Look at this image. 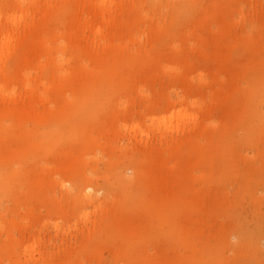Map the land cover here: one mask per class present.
Segmentation results:
<instances>
[{
  "label": "rangeland",
  "instance_id": "obj_1",
  "mask_svg": "<svg viewBox=\"0 0 264 264\" xmlns=\"http://www.w3.org/2000/svg\"><path fill=\"white\" fill-rule=\"evenodd\" d=\"M17 1L0 0L1 24ZM51 1L0 61L25 110L22 77L65 75L36 105L47 138L0 110V264H264V0H210L222 19L202 0L125 2L104 28L123 51L96 45L91 0ZM179 96L197 118L159 123ZM160 139L167 194L148 171Z\"/></svg>",
  "mask_w": 264,
  "mask_h": 264
},
{
  "label": "bare ground",
  "instance_id": "obj_2",
  "mask_svg": "<svg viewBox=\"0 0 264 264\" xmlns=\"http://www.w3.org/2000/svg\"><path fill=\"white\" fill-rule=\"evenodd\" d=\"M82 2L81 0H76V2ZM192 2H198L199 0H190ZM212 1V0H211ZM210 0H202V2L207 3L208 5H211V14H215L217 17L220 19L223 18V15L220 12L219 9L215 8L217 7L215 2L211 3ZM44 2V4H43ZM51 0H18L16 2L15 8L12 7L11 10H8L6 12V20L4 24L0 23V34L3 33V35L7 32L8 34L5 36V38L0 42V61L2 60L3 56H5V52L9 51L11 47L15 46L21 38H23V33L26 32L24 31L30 24V19H34L35 17L37 18L39 14L42 13L43 10L46 11V5L51 3ZM90 2H93L92 4L95 7V15H99L101 17V21L97 23V25L93 26V33H94V39L97 41L96 45H98L100 42H105L106 43V32L104 31V28L107 29L109 26L115 25L117 22L118 18L121 16L122 13V6L123 3L125 2H131L134 3L135 0H91ZM2 17V12L0 10V18ZM207 17V16H205ZM205 17H202L204 20ZM88 25H93L94 21H91L88 19L86 21ZM24 29L22 30V28ZM108 33V38H109V44H105L102 46L101 49L103 50H110V49H119L120 51H123L125 49H128L125 47L123 44H116L115 39L111 37V32ZM111 37V38H110ZM110 48V49H108ZM7 50V51H6ZM97 51V50H95ZM87 60L92 61L95 60L97 62L100 61V58L95 55L92 51L88 50L87 55H86ZM224 58V54H223ZM62 59V58H61ZM140 54L138 53L137 55H132L131 57V62L138 63L140 60ZM4 62V61H3ZM2 62V63H3ZM96 62V63H97ZM162 62V61H161ZM1 63V64H2ZM0 64V101L5 103V105H8L6 108L2 109V106L0 105V110H2L6 115L9 113L13 116V119L18 122L20 118H25L26 119V124L27 121H31L35 126L41 125V131H43V137L50 136L51 133H49L48 130H45L47 127L49 129V126H47L48 120H51V110L50 108H47L45 112L39 111L38 107L36 105L43 103L44 97L47 95V89H53L55 91L61 90L63 87V83L65 81V75L63 72H54L58 75H52L51 79L48 81L43 80L44 78L41 76H38V79L36 76L30 77L26 76V78H21V82L24 81L25 85L27 86V97L30 98L31 102L28 106V110H25V108L22 106V104L19 103L18 99L19 96L16 94V91L13 89H8L6 88V81L8 80V74H6V71L3 69V64ZM111 67H114V64L111 63ZM81 72L85 76H89V73L87 72V68L85 66H82ZM112 69H108L106 72L107 77L109 79L112 78ZM15 73V71H14ZM10 75V74H9ZM13 75V74H12ZM10 75V76H12ZM16 76V75H14ZM12 76V77H14ZM17 77V76H16ZM7 79V80H6ZM6 80V81H5ZM34 82L44 88V90H37L36 86H33L31 82ZM31 83V85H30ZM23 84V83H22ZM24 86V84H23ZM52 86V87H51ZM25 88V86H24ZM67 93V91L65 92ZM68 94V93H67ZM190 102L186 101L184 96H179L176 101H172L171 99L168 100V106L173 108L171 111V114L169 116H164L158 119L159 123L165 124V125H170L173 126L176 123H179L185 119H196L197 114H192L190 113L187 108L189 105H195L197 104V101L195 100H189ZM21 102V101H20ZM10 105H9V104ZM178 105V106H177ZM27 109V108H26ZM204 110V108H203ZM154 120V118H153ZM152 120V121H153ZM169 123V124H168ZM45 125V126H43ZM29 126V125H27ZM127 125H125L126 127ZM53 128V127H52ZM127 129L131 131H136L138 129V124H132L130 126H127ZM27 129L24 128L22 131V137L24 139V144L30 145L29 148L32 150L35 149L36 145L31 144V142L26 141V137L31 133V132H26ZM51 132H54L53 130ZM57 132V131H56ZM49 133V134H48ZM159 143L161 144V151H163V157L159 158L160 161H157L156 163L150 164L148 171H150L153 175L151 180L153 182H157L160 187H162L161 191H163L165 194L173 191L175 189L176 185V168L172 164H167L168 161L170 160V156L172 157V149L173 146L175 145L174 141H168L164 139H160ZM171 147V149H170ZM34 148V149H33ZM170 149V150H169ZM25 152V151H24ZM153 156H157V154L152 155L149 154L148 158L153 160ZM163 165V166H162ZM140 167V166H139ZM8 171L11 172V170H5L3 172V176L6 177L8 174ZM0 175V179L3 177ZM22 177V176H21ZM65 182V181H64ZM66 183V182H65ZM86 187L91 189V182L88 181L86 183ZM63 185V184H62ZM87 189V190H88ZM86 190V189H85ZM84 195H88L87 192L84 193ZM91 197V194L90 196ZM84 218H88L87 213H83Z\"/></svg>",
  "mask_w": 264,
  "mask_h": 264
}]
</instances>
